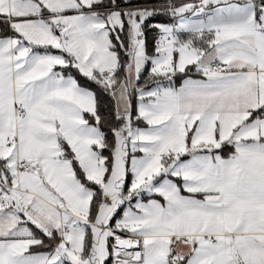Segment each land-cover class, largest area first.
Listing matches in <instances>:
<instances>
[{
    "label": "snow or ice",
    "instance_id": "1",
    "mask_svg": "<svg viewBox=\"0 0 264 264\" xmlns=\"http://www.w3.org/2000/svg\"><path fill=\"white\" fill-rule=\"evenodd\" d=\"M0 264H264V0H0Z\"/></svg>",
    "mask_w": 264,
    "mask_h": 264
},
{
    "label": "trees",
    "instance_id": "2",
    "mask_svg": "<svg viewBox=\"0 0 264 264\" xmlns=\"http://www.w3.org/2000/svg\"><path fill=\"white\" fill-rule=\"evenodd\" d=\"M158 2L160 3H163V0H158ZM158 20H161V21H164L166 20L167 18L166 17H158L157 18ZM153 36H154V33L150 32L148 34V41H149V50H151V44H152V40H153ZM81 83H85V81L83 79H81ZM89 87H92L93 90H95V86L93 85H88ZM101 103H102V108H101V112L102 113H106L107 111V108L110 106V101L108 100V98L105 96V97H101ZM107 154V153H105Z\"/></svg>",
    "mask_w": 264,
    "mask_h": 264
}]
</instances>
